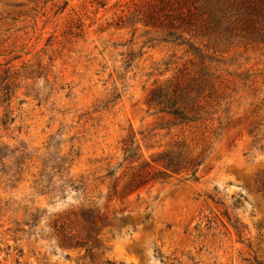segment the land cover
Returning <instances> with one entry per match:
<instances>
[{
	"label": "rangeland",
	"instance_id": "obj_1",
	"mask_svg": "<svg viewBox=\"0 0 264 264\" xmlns=\"http://www.w3.org/2000/svg\"><path fill=\"white\" fill-rule=\"evenodd\" d=\"M45 1L0 0V70L15 81L13 96L0 106V146L26 148L32 159L21 181H0V204L7 205L0 264H264V154L250 151L247 135L264 117V47L216 54L233 74L223 73L227 114L220 109L213 118L221 116V129L216 122L173 127L148 99L178 71L186 69L188 78L198 71L186 47L144 45L142 26L119 23L126 0L105 7ZM242 73L246 82L236 77ZM4 114L14 121L3 125ZM128 136L141 146L133 165L123 161ZM51 137L63 153L71 151L69 175L80 185L55 200L38 196L32 183ZM169 150L204 158L197 180L190 172L156 175L162 169L153 159ZM136 168L151 172L149 180L128 189ZM36 207L41 219L21 221L24 208ZM83 208L106 218L96 241L63 245L56 220L68 216L65 222L81 233Z\"/></svg>",
	"mask_w": 264,
	"mask_h": 264
},
{
	"label": "trees",
	"instance_id": "obj_2",
	"mask_svg": "<svg viewBox=\"0 0 264 264\" xmlns=\"http://www.w3.org/2000/svg\"><path fill=\"white\" fill-rule=\"evenodd\" d=\"M37 1V0H31ZM51 0H46L45 3ZM108 0H93L99 5ZM128 1L126 14L119 17V23L143 27V36L147 38L144 45L150 48L159 44H171L176 47H186L198 66V71L188 78L185 70L178 71L177 75L167 85L155 88L149 94L148 103L158 113L170 116L173 127L197 125L204 123L218 124L222 127V118L219 113L227 114L230 96L226 92V76H233L228 72L227 65L216 55L221 48L235 47L237 45L264 47V0H126ZM138 29V28H137ZM224 53V52H223ZM133 54L128 55L125 64L129 66ZM225 61V60H224ZM231 61V60H229ZM239 68V67H237ZM246 73L238 74L241 82L247 81ZM14 76L9 71L0 70V106L13 96ZM233 92H235L233 90ZM29 97V95H28ZM35 100L42 101L40 94L34 96ZM223 104L225 108H223ZM259 108V107H258ZM259 110H263L259 108ZM226 122L229 126L232 121ZM13 122L4 114L2 124ZM251 138L250 151L264 154V117L253 122L247 129ZM124 163L136 164L142 159L141 146L131 136L122 141ZM26 148L8 150L0 146V181L2 183H17L21 181L25 161H32ZM72 153H63L58 145L54 144V137L47 142L45 151L37 159L40 168L32 176L33 189L40 197L57 199L66 189L78 191L80 185L76 184L69 175ZM201 160L186 159L182 152L169 150L159 154L153 163L160 166L156 175L170 177L169 174L179 175L181 172H190L188 176L197 180L198 168ZM149 165L147 164L146 167ZM133 169V167H132ZM136 168L129 178L127 188H139L145 185L151 172ZM1 183V182H0ZM7 205L0 204V214L6 211ZM8 210V209H7ZM41 209L24 208L21 221L36 222L41 219ZM46 213V212H45ZM80 221H83V231L70 228L65 222L68 216L61 218L59 225H55L56 236H61L63 245L70 247H84L96 241L100 229L104 225V215L91 208H83L79 212ZM28 226V224H25ZM239 232L238 227H234ZM75 232V233H74ZM82 235V236H81ZM83 240V241H81ZM261 264V263H258Z\"/></svg>",
	"mask_w": 264,
	"mask_h": 264
}]
</instances>
